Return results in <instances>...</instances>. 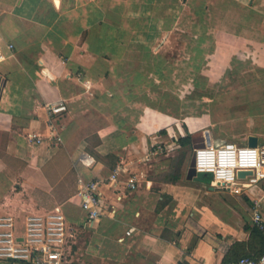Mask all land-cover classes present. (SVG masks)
Returning a JSON list of instances; mask_svg holds the SVG:
<instances>
[{"label": "crops", "instance_id": "obj_1", "mask_svg": "<svg viewBox=\"0 0 264 264\" xmlns=\"http://www.w3.org/2000/svg\"><path fill=\"white\" fill-rule=\"evenodd\" d=\"M177 59L224 63V80L235 65L264 82V0H0V213L47 204L39 199L51 201L57 178L72 169L74 192L60 202L67 218L84 219L78 173L101 180L103 205L64 264H223L262 252L251 215L258 200L264 219V180L231 194L208 174L188 177L186 162L173 170ZM57 100L68 107L56 118L60 145L28 142V132L47 136L45 104ZM263 128L250 133L264 144ZM156 142L163 151L145 161ZM82 151L95 157L92 168L76 164ZM117 165L114 187L107 177Z\"/></svg>", "mask_w": 264, "mask_h": 264}, {"label": "built area", "instance_id": "obj_2", "mask_svg": "<svg viewBox=\"0 0 264 264\" xmlns=\"http://www.w3.org/2000/svg\"><path fill=\"white\" fill-rule=\"evenodd\" d=\"M11 46V45H10ZM69 79H80V73L67 72ZM86 83V81L84 82ZM1 88V79H0ZM48 118V134L45 137L28 132L26 139L33 144L46 143L51 148L60 145L56 118L68 111L64 100L45 104ZM192 149L194 169L196 173L208 174L211 184L231 194H241L247 188L264 180V144L249 146L247 141L233 142L227 140L213 141ZM163 144L156 142L149 149L144 160L163 151ZM95 157L82 151L76 159V164L90 169L95 165ZM239 170H251V174L239 177ZM123 167L117 165L107 177L111 186H116ZM76 195L84 212V219L71 221L65 215L61 206L56 205L48 210L19 209L3 210L0 213V260L7 262H22L28 264H64L71 250L78 231L85 225L97 222L102 214L101 180L86 178L80 173L76 177ZM125 184L127 189L137 188V177L129 173ZM259 201H253L251 224L264 237V219L259 209ZM132 228L126 231L130 234ZM226 264H264V249L258 255L243 256Z\"/></svg>", "mask_w": 264, "mask_h": 264}, {"label": "rangeland", "instance_id": "obj_3", "mask_svg": "<svg viewBox=\"0 0 264 264\" xmlns=\"http://www.w3.org/2000/svg\"><path fill=\"white\" fill-rule=\"evenodd\" d=\"M173 41L174 39L171 38L168 46H172ZM168 50L169 56H176L178 53V50L172 48ZM177 58H179L178 55ZM178 60L172 65L174 74L171 76L174 78L176 88H180L178 91L180 96H177L180 100V108L174 120L178 124L172 125L176 138H190L193 134L197 136L199 131L208 130L213 139L245 143L247 136L251 134V129L258 128V125L264 122V82L249 78L248 75L250 73L252 75L249 70L245 72V69L244 71L239 69L234 72L235 65L224 80V67H226L224 63L186 65L178 64ZM242 67L247 68V66ZM166 83L172 82L166 80ZM170 87L172 88V84ZM258 107L262 112L253 114L252 112H256L254 110ZM171 110L173 108L170 106L166 112ZM87 150L93 153L90 145ZM172 152L174 154L172 165L175 171L180 163H189L192 153L191 140L187 146L181 144L174 146ZM107 159L114 160V158ZM62 176L55 182V189L58 191L54 192V198L51 201L39 199L40 202L48 203L37 209L48 210L56 205L62 206L60 203L62 199L73 194L75 175L72 169H68ZM222 194L224 196V193Z\"/></svg>", "mask_w": 264, "mask_h": 264}, {"label": "water", "instance_id": "obj_4", "mask_svg": "<svg viewBox=\"0 0 264 264\" xmlns=\"http://www.w3.org/2000/svg\"><path fill=\"white\" fill-rule=\"evenodd\" d=\"M198 135H199L198 138H194V137H196L195 134L192 135V139H191L192 149L199 147V146H203V144H204L203 141H205L208 144L211 141L208 130L199 131ZM246 141H247V144L249 146H256L259 142L258 137L256 135H253V134L248 135L246 138ZM251 173H252L251 170H239L237 172V175L239 177H243L244 175L251 174ZM195 174H196V172L194 169V158H193V153H191V158H190L189 163H188V177H191Z\"/></svg>", "mask_w": 264, "mask_h": 264}, {"label": "trees", "instance_id": "obj_5", "mask_svg": "<svg viewBox=\"0 0 264 264\" xmlns=\"http://www.w3.org/2000/svg\"><path fill=\"white\" fill-rule=\"evenodd\" d=\"M179 143L181 144V145H183V146H187V145H189V143H190V138H179ZM107 158H114V161L113 162H115V157L114 156H112V155H109V156H107ZM210 179H211V177H210ZM251 234L253 235V236H261L262 238H263V240H264V237H263V234L257 229V228H255V227H251ZM261 253V252H260ZM260 253H258V254H260ZM258 254H256V255H258ZM244 256V255H243ZM243 256H240V257H238V258H236V259H234V260H237V259H239V258H241V257H243ZM245 256H252V255H245ZM234 260H232V261H234ZM227 262H230V260H228V261H225L223 264H226Z\"/></svg>", "mask_w": 264, "mask_h": 264}, {"label": "flooded vegetation", "instance_id": "obj_6", "mask_svg": "<svg viewBox=\"0 0 264 264\" xmlns=\"http://www.w3.org/2000/svg\"><path fill=\"white\" fill-rule=\"evenodd\" d=\"M199 137V135L198 136H196V137H194V138H198ZM191 139H192V136H191Z\"/></svg>", "mask_w": 264, "mask_h": 264}]
</instances>
